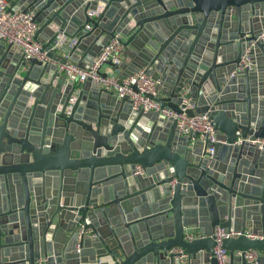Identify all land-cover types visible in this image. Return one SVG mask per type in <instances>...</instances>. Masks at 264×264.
Here are the masks:
<instances>
[{
  "label": "water",
  "instance_id": "95a60500",
  "mask_svg": "<svg viewBox=\"0 0 264 264\" xmlns=\"http://www.w3.org/2000/svg\"><path fill=\"white\" fill-rule=\"evenodd\" d=\"M19 4L35 12L49 59L87 68L118 36L122 62L108 65L160 80V105L177 113L189 88L187 114L208 115L219 143L210 158L175 120L0 41V264H179L176 247L218 264L217 228L242 232L223 242L228 264H246L236 251L264 254V239L245 235L264 236V145L253 143L264 140V0ZM58 33L77 43L53 50ZM191 231L205 238L187 241Z\"/></svg>",
  "mask_w": 264,
  "mask_h": 264
},
{
  "label": "built area",
  "instance_id": "2783aa9c",
  "mask_svg": "<svg viewBox=\"0 0 264 264\" xmlns=\"http://www.w3.org/2000/svg\"><path fill=\"white\" fill-rule=\"evenodd\" d=\"M103 8L97 11L89 12L91 18H98ZM36 14L33 10L23 11L20 8L14 9L11 6L10 0H0V41L6 42L16 49L21 57L29 62L31 59H38L39 61H48L58 67V69L67 76L68 80L74 81L76 84H83L87 80L98 83L107 91L113 92L119 99L128 98L134 110H142L143 112H156L162 116L173 119L177 123V130L179 135L187 136L191 133H196L200 140L211 145L207 149L210 158L213 157L216 151V144L219 143L217 138L218 131L212 124V119L204 115L189 116L187 111L196 110L197 104L191 102L189 88H184L181 92L182 101L179 104L181 113H177L169 108H163L159 101L158 86L162 83L160 80H155L147 75L144 70L123 77L116 74V70L111 68L108 63L119 65L122 62V57L125 52V46L120 38L117 36L110 40L104 47L101 53L94 58L93 62L87 68H81L73 63L70 58H62L61 61L49 59L47 53L43 51V46L36 38V34L40 29V24L36 21ZM92 28L91 24L86 26L85 32ZM56 31L58 28L54 27ZM259 39L264 41V29L262 30ZM77 39H71L64 33H58L53 44L52 49L57 50L64 45L74 46ZM70 57V56H68ZM246 67H251L244 61L238 70H244ZM259 144L260 148L264 145V140H257L253 142ZM142 167L137 166L134 175H143ZM199 234V235H198ZM242 232L228 231L217 228L213 235L215 237L216 246L213 250V258L218 260V264H228L230 262L229 252L223 248L225 239L238 238ZM245 235L251 239H264V236H254L248 232ZM197 238H205L200 233H187L186 240L193 241ZM173 253L178 254L177 260L179 264H192L190 255L181 247H176L172 250ZM257 250H249L246 252L236 251L234 257L238 260L245 259L246 264H264L260 263L259 259L263 256ZM37 264H44L38 262ZM236 264H241L240 261Z\"/></svg>",
  "mask_w": 264,
  "mask_h": 264
},
{
  "label": "crops",
  "instance_id": "0c3cea01",
  "mask_svg": "<svg viewBox=\"0 0 264 264\" xmlns=\"http://www.w3.org/2000/svg\"><path fill=\"white\" fill-rule=\"evenodd\" d=\"M10 3H11V6H12V8H14V9H17V8H22L21 7V5L19 4V0H10ZM103 6L104 5H102V4H100L99 5V8H103ZM54 28V27H53ZM55 28H56V26H55ZM54 30H56V29H54ZM42 38H46V35L45 34H43V37ZM60 56H62V58H70V57H68L69 55L68 54H66V53H60ZM128 63H129V60L127 59L126 60ZM116 74L118 75V76H122V74H123V71H118V72H116ZM79 87H80V85H83V84H77ZM199 235V234H198Z\"/></svg>",
  "mask_w": 264,
  "mask_h": 264
}]
</instances>
